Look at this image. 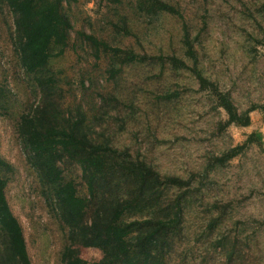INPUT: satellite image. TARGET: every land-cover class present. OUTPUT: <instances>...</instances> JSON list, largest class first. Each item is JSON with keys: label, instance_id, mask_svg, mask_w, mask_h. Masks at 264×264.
I'll use <instances>...</instances> for the list:
<instances>
[{"label": "rangeland", "instance_id": "obj_1", "mask_svg": "<svg viewBox=\"0 0 264 264\" xmlns=\"http://www.w3.org/2000/svg\"><path fill=\"white\" fill-rule=\"evenodd\" d=\"M177 6L194 40L197 65L210 80L229 92L245 111L264 104V16L262 0H167ZM73 25L69 48L50 62L72 108L81 105L94 127L91 137L110 139L121 150L145 160L163 176L189 179L181 235L174 240L165 264H264V115L252 112L251 125H231L215 100L199 91L191 72L172 71L169 65L134 64L116 80H108L109 59L94 58L77 32L93 34L114 46L149 56L176 55L193 66L182 44V21L162 15L147 18L135 10L134 0H77L65 5ZM128 20L131 36L117 35L112 25ZM261 25V26H260ZM13 17L0 3V86L11 96L0 110V157L12 167L6 196L20 222L32 264H63L67 228L45 198L46 190L27 161L17 133L20 116L40 102V91L24 73L13 50ZM84 83V85H83ZM180 91L172 100L166 93ZM252 133L261 137L225 165L212 164L242 145ZM65 177L86 192L81 171L64 165ZM182 190L171 188L174 199ZM89 264L102 259L99 250L83 249Z\"/></svg>", "mask_w": 264, "mask_h": 264}, {"label": "trees", "instance_id": "obj_2", "mask_svg": "<svg viewBox=\"0 0 264 264\" xmlns=\"http://www.w3.org/2000/svg\"><path fill=\"white\" fill-rule=\"evenodd\" d=\"M75 2L0 0L13 17L11 43L19 65L41 94L40 103L19 118L17 133L22 149L46 190V200L67 228L63 264H89L81 255L87 248L101 252L102 259L97 264H165L174 240L183 230L185 204L195 176L187 180L163 176L127 149L114 147L110 139L94 140V127L85 109L65 103L63 90L49 65L69 48L74 28L65 5ZM134 4L136 12L147 18L170 15L182 21V44L193 66L176 55L149 56L114 46L93 34L77 32L80 44L88 45L96 60L102 55L109 59L108 80H116L127 66L134 64H159L162 69L169 65L172 71L191 72L199 91L208 93L217 108L224 110L227 119L219 123V131L231 125H251L250 114L254 111L264 115V104L240 111L230 93L198 68L194 40L177 6L167 0H134ZM258 9L264 16V0ZM112 27L117 35H132L126 18ZM260 28L264 46V27ZM9 92L6 86H0V110L10 107ZM180 95L176 91L160 99L170 101ZM253 144L261 145L257 133H252L244 144L213 157L211 163L225 165ZM64 165L78 166L86 188L84 194H80L74 180L65 177ZM11 173V165L0 157V264H32L23 228L6 196ZM171 188L182 192L172 199L168 194Z\"/></svg>", "mask_w": 264, "mask_h": 264}]
</instances>
